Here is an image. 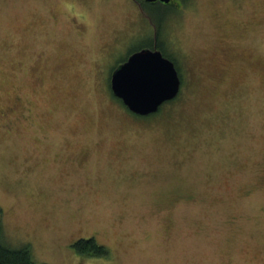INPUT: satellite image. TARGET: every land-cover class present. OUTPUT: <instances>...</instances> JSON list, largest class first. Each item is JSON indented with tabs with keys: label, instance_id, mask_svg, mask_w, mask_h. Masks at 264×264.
<instances>
[{
	"label": "rangeland",
	"instance_id": "rangeland-1",
	"mask_svg": "<svg viewBox=\"0 0 264 264\" xmlns=\"http://www.w3.org/2000/svg\"><path fill=\"white\" fill-rule=\"evenodd\" d=\"M182 4L183 85L135 116L108 88L139 44L135 0H0L10 247L46 264H264V0ZM90 237L107 256L75 251Z\"/></svg>",
	"mask_w": 264,
	"mask_h": 264
},
{
	"label": "water",
	"instance_id": "water-1",
	"mask_svg": "<svg viewBox=\"0 0 264 264\" xmlns=\"http://www.w3.org/2000/svg\"><path fill=\"white\" fill-rule=\"evenodd\" d=\"M110 88L133 113L148 115L156 112L163 102L175 98L181 84L174 63L158 49L145 47L118 64L111 74Z\"/></svg>",
	"mask_w": 264,
	"mask_h": 264
},
{
	"label": "flooded vegetation",
	"instance_id": "flooded-vegetation-1",
	"mask_svg": "<svg viewBox=\"0 0 264 264\" xmlns=\"http://www.w3.org/2000/svg\"><path fill=\"white\" fill-rule=\"evenodd\" d=\"M135 2L138 8L137 19H139V22H142L144 24L143 27H138L136 31L133 30V33L135 35L138 34L139 36L137 40L139 44L136 45L133 49L127 50L126 54L123 55V57L119 58L117 62L112 64L113 66L108 75V88L112 96L118 99L117 101H119V103L122 104V107L129 113L135 116H148L150 114L159 112V110H161L160 107H162L163 104L169 103L171 100L176 99L177 96L170 99L169 101H165L160 104L158 107L159 109L156 112L149 113L148 115L135 114L130 109H128L126 105H124L120 98L113 95L112 88H110L111 74L113 70L118 66V64L123 63V61H125L135 50H139L145 47H149L152 50L158 49L160 52H162V55L164 57H166L167 59L169 58L172 63H174V66L180 78V84L182 86L185 80L184 71L185 69H188L184 67H188V59L190 60L192 53L184 51L180 47L181 40L176 36L179 31L178 23H180L182 19L181 17L185 12V10L183 9L184 6L182 4V0H171L170 2L165 3L161 2L160 0H155L154 2L135 0ZM148 3L152 6L158 5L162 8L159 7L158 10L153 11L149 7L150 5ZM170 12L173 13L175 19L166 20V16L170 14ZM139 22L138 20H136V23ZM133 33L131 34L132 36H134ZM230 43L232 42H229L228 44Z\"/></svg>",
	"mask_w": 264,
	"mask_h": 264
},
{
	"label": "trees",
	"instance_id": "trees-1",
	"mask_svg": "<svg viewBox=\"0 0 264 264\" xmlns=\"http://www.w3.org/2000/svg\"><path fill=\"white\" fill-rule=\"evenodd\" d=\"M154 10L156 9L154 8ZM3 231L4 228L2 226L0 209V264H46L44 262L37 263L34 261L32 258V247H30L29 244H22L20 247H10V244L7 243L6 238L4 237ZM72 246L78 254L86 256H107L105 246L99 243L97 244L93 237L77 239L72 243Z\"/></svg>",
	"mask_w": 264,
	"mask_h": 264
}]
</instances>
